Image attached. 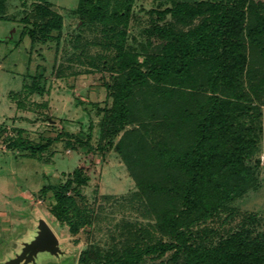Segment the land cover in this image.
<instances>
[{
    "label": "rangeland",
    "instance_id": "374dc122",
    "mask_svg": "<svg viewBox=\"0 0 264 264\" xmlns=\"http://www.w3.org/2000/svg\"><path fill=\"white\" fill-rule=\"evenodd\" d=\"M237 1L246 5L251 1L262 3L264 7V0L234 3ZM78 3L79 0H11L4 13L5 21H0V264L15 260L27 244L37 240L41 222L53 232L58 254L39 252L29 264H82L81 256L89 249L105 256L120 253L129 245L144 248L159 240L168 241L157 231L150 207L142 200L135 180L114 147L97 150L103 122L113 105L114 85L121 77L116 60L117 34L125 30L124 48L136 54L137 61L143 64L146 35L155 26H174L176 31L189 34L210 17L206 13L174 24L170 14L162 18L158 13L182 5L218 6L225 1L100 0L95 2L100 6V19L94 20L83 18L77 11ZM38 4H46L61 16L62 30L52 31V40L32 43L28 34L33 29L34 7ZM127 8L131 14L124 28L114 14L123 15ZM213 60L204 59L193 71L192 76L199 83L215 77ZM250 70L251 66L240 76L244 92L238 89V99L232 101L249 108L241 121L257 135L255 153L246 161L257 184L229 204L228 208L235 210L232 215L231 211H222L192 228L194 236L201 229H211L208 240L214 239L215 244L240 229L264 240V94L257 95L251 89V83L258 81ZM183 90L195 94L194 103L207 102L211 96L209 87ZM138 127L129 125L113 145L126 131ZM102 143L106 145L108 140ZM90 149L94 166L84 172L87 185H74L68 193L87 222L76 217L73 208L68 215L70 224L61 222L51 212L56 205V191L82 164L89 165ZM199 245L198 238H187L188 247L197 249ZM173 254L174 251L163 257L146 256L141 264H173Z\"/></svg>",
    "mask_w": 264,
    "mask_h": 264
},
{
    "label": "trees",
    "instance_id": "16d2710c",
    "mask_svg": "<svg viewBox=\"0 0 264 264\" xmlns=\"http://www.w3.org/2000/svg\"><path fill=\"white\" fill-rule=\"evenodd\" d=\"M9 1L0 0V21H5ZM224 1L218 6L182 5L158 13L162 18L170 14L174 24L206 13L210 17L189 34L176 31L174 26H155L146 35L143 64L124 48L125 30L118 32L116 60L121 77L114 85L113 105L103 122L97 150L114 147L150 207L157 231L168 241L159 240L144 248L129 245L120 253L105 256L89 249L81 256L82 264H141L146 256L163 257L171 251L173 264H264V240L253 238L245 229L217 244L208 240L211 229H201L195 236L192 232L194 226L207 223L222 211L232 215L235 210L228 208L229 204L257 184L246 163L257 148V135L241 121L249 108L232 100L238 99V89L244 92L240 76L250 66L258 81L250 87L257 95L264 94V7L252 1L247 5ZM95 2L100 0H79L77 11L83 18L100 19V6ZM34 10L33 29L28 34L32 43L52 40L51 32L62 30L61 16L46 4H38ZM130 14L127 8L125 14L115 13L114 17L126 28ZM46 16H50L48 21ZM212 57L215 77L201 84L192 73L204 59ZM199 86L211 91L207 102L201 104L194 103V93L183 90ZM131 124H138V129L126 131L114 146V139ZM242 128L249 134L245 135ZM90 152L89 165L82 164L56 191L51 212L61 222L70 224L72 208L76 217L87 222L68 193L74 185H87L84 172L94 166L92 149ZM190 237L199 239L197 249L187 246Z\"/></svg>",
    "mask_w": 264,
    "mask_h": 264
},
{
    "label": "water",
    "instance_id": "95a60500",
    "mask_svg": "<svg viewBox=\"0 0 264 264\" xmlns=\"http://www.w3.org/2000/svg\"><path fill=\"white\" fill-rule=\"evenodd\" d=\"M39 252H48L53 256H57V240L45 222H41L39 227V236L31 244H27L23 250V253L15 260L7 262L5 264H29L35 261Z\"/></svg>",
    "mask_w": 264,
    "mask_h": 264
}]
</instances>
